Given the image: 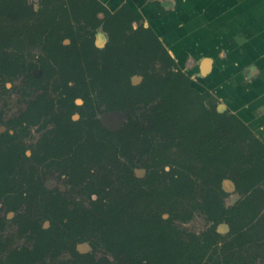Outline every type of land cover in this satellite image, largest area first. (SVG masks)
Segmentation results:
<instances>
[{"label": "trees", "instance_id": "1", "mask_svg": "<svg viewBox=\"0 0 264 264\" xmlns=\"http://www.w3.org/2000/svg\"><path fill=\"white\" fill-rule=\"evenodd\" d=\"M60 13L68 21L65 25L68 38L73 39L70 35L75 26L79 36L76 50L56 44L50 51L52 57L59 58L63 65L62 75L68 78L63 91H72V99L85 100V106L76 107L82 117H95L97 110L104 106L101 112L105 115L118 113L127 120L120 131L109 133V149L119 144L125 154H149L158 168L164 167L166 175L161 176L157 169L144 170L133 164L128 170L132 180L143 185L162 186L168 199H177L182 203L193 201L199 191L203 192L205 214L215 225L227 223L231 234L239 238L246 236L245 228H258L264 208V142L238 115L207 103L212 94L193 87L192 79L156 31L146 26L143 17L129 4L112 12L99 0H43L42 9L35 13L27 0H0V44L18 47L23 44L25 34L35 37V33L28 30L39 33L45 27H59L54 24L53 16ZM99 14H104V18L100 19ZM72 20L76 25L69 22ZM135 23L137 28H134ZM100 26L109 38L102 50L94 44L96 30ZM6 54L7 50L0 48V69L21 73L25 63H16L19 50L13 51L12 58L6 57ZM65 58L73 60V63L64 65ZM73 75L76 78L72 79ZM134 78L140 79V82L135 83ZM72 80H76L78 89L70 87ZM70 123L71 119L66 124ZM181 138L191 146L202 143L204 151L195 161L203 166L202 172L193 170L190 160L176 151ZM54 140L55 146L47 147L46 151L51 157H59L57 151L62 149L65 141L61 140L58 144ZM13 150L8 154L0 153L2 198L9 193L8 176L14 170V160L19 155L18 149ZM49 154L45 155L46 160ZM81 165L85 167L86 164ZM67 166L73 167L72 164ZM19 168H23L21 164ZM141 171L145 177L139 179L137 174ZM226 180L233 182L242 195L241 200L230 208L225 205L227 193L223 183ZM46 218L53 219L50 216ZM173 220L165 221L167 225L152 236L154 257H142V264H200L202 258L196 257L200 251L197 248L191 251L192 246L185 248L177 238L176 228H170ZM61 224L66 228H60L65 231L60 236L66 238L72 227L64 219ZM187 252L196 256L188 258ZM204 253L207 254L206 248ZM22 258L21 253H11L8 264L17 259L23 264ZM126 260L129 264H138L132 257L128 256Z\"/></svg>", "mask_w": 264, "mask_h": 264}, {"label": "rangeland", "instance_id": "2", "mask_svg": "<svg viewBox=\"0 0 264 264\" xmlns=\"http://www.w3.org/2000/svg\"><path fill=\"white\" fill-rule=\"evenodd\" d=\"M42 1L29 0L35 10ZM61 19H64L62 15ZM81 23L85 24L83 21ZM98 34L102 49L108 35L103 27H99ZM23 43L27 45L24 53L28 62L38 66L33 69L28 66V70L22 68L23 74L6 84L11 92L7 96L10 116L18 114L29 97L42 92L39 88L29 89L27 83L31 75L34 78L40 76L39 64L46 61L47 55L33 36L26 35ZM52 63L55 62L52 60ZM60 65L53 64L57 72ZM57 75L53 80L60 79ZM134 81L139 83L140 79L134 78ZM207 103L227 110L214 96ZM111 116L112 122L117 125L122 122L124 126L127 121L118 113ZM107 117L102 119L105 125L109 124ZM92 122L87 124L93 126ZM38 129L33 126L22 142L25 154L30 157L26 160L24 154L23 168L11 174L12 193L0 197V262H3L0 264H8L10 254L15 252L24 257L23 264H119L127 251L134 249L139 242L144 244L152 232L166 224L164 220L168 218L175 219L177 229L187 241L192 242V235L200 238L208 253L205 264H264V208L259 227L245 228L246 236L239 238L231 234L228 224L215 225L205 214L194 210L193 204L200 205L203 201L202 192H199L196 203H182L177 199H168L162 186L122 182L133 164L144 170L157 169L161 176L166 174L164 167L158 168L149 154H125L119 144L109 150L105 148L101 138L105 131L100 126L87 138L91 159L85 167H79L78 173H72L70 166L62 165L57 160L36 163L38 161L34 157L39 156L35 150L43 140L42 135L49 134L45 129ZM176 151L190 160L193 170L203 171V166L195 163L204 151L202 143L191 146L181 138ZM140 175L145 177L143 171ZM46 184L50 186L48 191L43 190ZM223 187L227 193L226 205L233 207L242 195L229 180L223 183ZM192 212L193 218L184 222L182 219ZM176 215L181 217L177 218ZM48 216L53 219L49 220L46 218ZM62 219L74 227L71 240L58 239ZM212 232L217 234L211 235ZM213 241L216 243L212 244ZM22 262L17 259L10 264Z\"/></svg>", "mask_w": 264, "mask_h": 264}, {"label": "crops", "instance_id": "3", "mask_svg": "<svg viewBox=\"0 0 264 264\" xmlns=\"http://www.w3.org/2000/svg\"><path fill=\"white\" fill-rule=\"evenodd\" d=\"M129 4L193 87L209 91L264 142V0H101Z\"/></svg>", "mask_w": 264, "mask_h": 264}, {"label": "flooded vegetation", "instance_id": "4", "mask_svg": "<svg viewBox=\"0 0 264 264\" xmlns=\"http://www.w3.org/2000/svg\"><path fill=\"white\" fill-rule=\"evenodd\" d=\"M99 1L103 5H105L101 0H99ZM27 2L29 4L30 8L32 9V11L35 13L39 12L42 9V4H40L37 7V9L35 10L33 5L29 2V0H27ZM119 8H121V7H119ZM115 11H112V12H115ZM100 15H103V17L100 18ZM98 17L100 19H103L104 14H99ZM53 19H54V24L57 26L59 25V27H52L50 29L45 27V28H42L41 30H39V33H37L33 29L28 30V32L35 33V37L33 36V38L39 42L38 46L41 47L43 53L47 55V58H46V61L41 62L39 64L41 66L40 76L38 78H34L31 75V77L28 79V83H27V85H29V87H28L29 89L30 88L31 89L39 88V89H42L41 90L42 92L38 93L37 95H34L33 98L29 97V99H27V101H25L23 103L25 105L24 108L20 112H18V114H16V115L10 116L11 114H9L10 105H9V101H8L7 96L10 95L11 92L8 91V87L6 86V84L9 82L10 83L13 82L15 80V78L21 76L23 74L22 73L23 70L20 73V72H14L13 70H10V69H8L7 71H3L0 69V153L8 154L10 151H12V149L15 150V148L18 149V152H19V155L16 157V160H14L15 161V165L13 168L14 170L11 172V174L14 171H17L18 169H20L19 168L20 164L23 167L22 163H24V161H25V157H23V155L26 153V151L24 150V145L22 144V142H24V138H26L28 136V134L30 133L31 128H33V126H37V128H39V129L42 128V129H45L46 132H49V134L47 135V133H45V131H44L45 135H42L43 140L40 141L37 149L35 150V153H37L39 156V157H34V159L36 161H38L36 163H45L46 161L50 162V160H52V161L57 160L59 163L61 162L62 165L66 164V166L69 163V164H72V166H73V167H70V170L72 173H78L79 172L78 171L79 167H80L79 164H81V163L82 164L83 163L89 164V162H90L89 159H91V156H89V152H90L89 151V145L90 144H89V140L87 138H89V136L93 135V133L96 132L95 128L97 126H100L105 131V133L103 135L104 137H101V138L103 139V142L105 144L104 145L105 148H107L108 150H109V147H108V135H109V133L111 131L112 132H118V131H120V129L123 126V125H121V124H123L122 122L119 123L118 125L115 124L114 122H112L113 116L110 117L109 115H105L104 112H101L102 110H104L103 109L104 106H102L103 108H101L100 110H97V114L95 117H93V116H91L90 118L82 117V114L79 111H77V108L78 107L81 108V107L85 106V103H86L85 100L83 98H77V97L75 99H72V94H73L72 91L68 92V93L63 91L65 81L68 78L64 77L62 75L63 65L60 62L59 58H57L55 56L52 57L50 55V51L54 50L55 46H57L58 44L62 45V46H66L69 49L76 50L78 48L77 41L79 40V36H78V32H77V29L75 26V29H73V32L70 35L73 37V39L68 38V36H67L68 31H67V28L65 27V25H67L68 21L66 19H61V13L55 14L53 16ZM69 22L73 25H76L75 21H73V22L69 21ZM143 22L146 26H150L146 23V20L144 17H143ZM62 27H65V28L62 29ZM100 27H103V26H100ZM137 27H138V24L135 23L134 28H137ZM98 29H99V27L96 30L97 34L94 37V44H95V47L97 49L102 50L105 48L108 41L106 42V44L101 49V46L98 42V41H100L99 40L100 35L98 34ZM103 31H105L104 28H103ZM26 32H27V30H26ZM26 35H30V34H26ZM107 35H108V33H107ZM23 40L25 41V37L23 38ZM108 40H109V38H108ZM26 46L27 45H25L24 43L18 47H15L14 45H8L6 47V46L0 44V48H4L7 50L8 54H6V57H10V58H12L14 55L13 54L14 48H17V50H19V54H17L19 56V60H17L16 63H17V65H23V63H25V65H23L24 67H22V68L23 69L27 68V70H28L29 67H31V69H33V68H35V66H38V65L36 63L32 64V63L28 62L27 57L24 53L25 52L24 48ZM75 56L76 55L74 53V57ZM52 60L57 64H61L59 72H57L55 66H53V64L55 65V63H52ZM67 62H69V64H72L73 60L67 61L65 58V61H64L65 64L64 65H66ZM6 64H7V62H6ZM9 65H10V62L8 63V66ZM57 73H58L57 76L60 77V79H62V81L60 79H54L53 80V78L56 77ZM71 78L74 79L76 77L73 75V76H71ZM87 79L91 80L90 77H87ZM61 87H62V90H61ZM70 87L72 89H75V90L78 89V84H77L76 80H72L70 82ZM89 88H90V86L87 87V89H89ZM81 89H84V87H81ZM97 98H99L98 94H97ZM84 110H86V108H84ZM87 113L90 114V111L88 109H87ZM105 116H108L107 120H108L109 124H107V125H105V123L102 120L103 117H105ZM70 119L72 120V123L66 124ZM89 121H93L92 123L94 125L89 126V123L87 124V122H89ZM61 123H64L65 125H61ZM53 140L58 144L61 143L60 142L61 140L65 141L62 144V146L64 148L62 147L61 150L57 151L59 157H53V156L51 157V154L47 153V151H46L47 147L49 148L51 146H55V144L52 142ZM46 154H49V156H50V157H48V160H46V156H45ZM77 154H80L81 156H78ZM25 155H26V160H27V158L30 157V155H27V154H25ZM101 159H103V157H101ZM75 166H77V168ZM11 174L8 176L7 184H8V188H9V193H7V194L12 193V190L10 189V186H11L10 180L12 179ZM127 176L128 177H123L122 182L126 183L127 181H129V182L131 181L136 185L142 184V182H140V181H135V180L133 181L132 178L130 177L131 176L130 174H128ZM137 176L139 177V179L143 178L139 173L137 174ZM48 186H49V184H46L43 187V190H46V191L50 190V186L49 187ZM199 192L201 193V191H199ZM198 194L196 195V198H197ZM196 198L193 201H188V200L187 201L193 203L196 201ZM202 199H203V201H202V203H200V205L199 204H193V205H194V210H199L201 213L205 214V212L203 211V206L205 203L204 193H203ZM225 205H226V202H225ZM226 207H227V205H226ZM227 208H230V207H227ZM205 215L208 217L207 214H205ZM192 218H193V212L187 214V217L183 218L182 220L184 222H188V220H191ZM168 219H166L164 221H168ZM208 219H209V217H208ZM222 224H227V223H222ZM165 225H167V223L163 224L159 230L152 232L147 237V239L144 241V244L142 242H139L138 244H136L135 248L132 249V251L131 250L127 251L124 254V258L121 259L124 262L121 261L119 264H129L126 262V259H128V256H129V258L132 257L133 259L138 261L137 262L138 264H142V262H141L142 257H154L155 243H153L152 236L153 237L156 236L155 234L158 233V231H160L162 228H164ZM218 225L220 226V224H218ZM173 226H174V228H176V231L178 232L177 238L180 239L184 243L185 248L186 247L189 248V246H192L191 251H193V250L195 251L198 249L200 251L197 253L198 256H196L195 253H193L194 254L193 256L198 257V259H200V260L202 258V260L200 261V264H205V261L208 260L207 259L208 253L207 254L204 253L205 246L200 242V238L197 237L196 235H192V236H190L192 238V242L187 241L184 238L183 234L177 229V227L175 225V219L173 220L172 226L170 228H172ZM71 227H72V230L69 231L70 233L68 232V237H66V238H61V236H60V233H62V231L63 232H65V231L64 230L61 231V229H58L59 230V233L57 232L58 239L61 241H65L67 239L71 240V238L74 235L73 234L74 227L73 226H71ZM59 228L65 229L66 227L59 225ZM167 230H169V228H167ZM214 233L215 232H212L211 235L212 234L214 235ZM215 234H217V233H215ZM213 243L215 244L216 241H213L212 244ZM128 253H129V255H128ZM186 254H187L188 258L190 256H192L190 254V252H187ZM192 264H196V263L192 262Z\"/></svg>", "mask_w": 264, "mask_h": 264}]
</instances>
